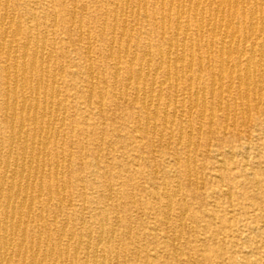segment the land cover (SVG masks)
<instances>
[{
    "label": "rangeland",
    "instance_id": "374dc122",
    "mask_svg": "<svg viewBox=\"0 0 264 264\" xmlns=\"http://www.w3.org/2000/svg\"><path fill=\"white\" fill-rule=\"evenodd\" d=\"M255 1L257 28L254 0H0V226L12 186L23 229L5 264H264V65L249 89L227 67L261 59L232 49L264 46Z\"/></svg>",
    "mask_w": 264,
    "mask_h": 264
},
{
    "label": "bare ground",
    "instance_id": "6f19581e",
    "mask_svg": "<svg viewBox=\"0 0 264 264\" xmlns=\"http://www.w3.org/2000/svg\"><path fill=\"white\" fill-rule=\"evenodd\" d=\"M37 1V0H36ZM43 1V0H42ZM128 1V0H127ZM190 1V0H189ZM198 1H201V0H198ZM216 3H217V6H216V9L215 10H212L210 13H220V15H221V12H223V11H225V10H228L229 8L231 9H238L237 7H238V4L236 3V4H233V5H230L229 3H226V2H229V1H226V2H224V0H214ZM178 2V1H177ZM231 2V1H230ZM235 2H236V0H235ZM234 2V3H235ZM162 3V2H161ZM179 3V2H178ZM195 3V2H194ZM201 3V2H200ZM199 3V4H200ZM206 3V2H205ZM249 3V2H248ZM240 4V3H239ZM126 5H128L127 3H126ZM125 5V6H126ZM173 5V4H172ZM195 5V4H194ZM201 5V4H200ZM259 5H260V3H258V1H255L254 0V3L252 4V10H253V14H252V17L251 18H249L250 16H248V25L249 26H254V25H256V28H257V24L259 23V21H262L263 20V18L262 17H260V16H258L257 15V10H258V7H259ZM122 6V5H121ZM145 6V5H144ZM170 6V5H169ZM249 6V5H248ZM262 6V5H261ZM189 7V6H188ZM121 8V7H120ZM193 8H195V7H193ZM197 8H199V6H197ZM208 8H209V5H208ZM228 8V9H227ZM242 8H243V6H242ZM241 8V9H242ZM260 9H261V11H262V8L261 7H259ZM137 9H139V8H137ZM144 9V8H143ZM171 9H172V7H171ZM145 10V9H144ZM194 10V13H195V10L196 9H193ZM203 10V9H202ZM209 10V9H208ZM14 11V10H13ZM122 11V10H121ZM189 11V10H188ZM214 11V12H213ZM229 11V10H228ZM236 11V10H235ZM261 11L259 12V14L261 13ZM11 12H12V10H11ZM138 12V11H137ZM233 12V11H232ZM231 12V13H232ZM189 13V12H188ZM202 13V12H201ZM209 13V12H208ZM229 13V12H228ZM12 14V13H11ZM199 14V13H198ZM121 15H123V13L121 14ZM120 15V16H121ZM181 15H182V13H181ZM204 15V14H203ZM228 15V14H227ZM261 15V14H260ZM207 16V15H206ZM232 16V15H231ZM236 16V15H235ZM122 17V16H121ZM200 17V16H199ZM215 17V16H214ZM7 18V17H6ZM12 18V17H11ZM189 18V17H188ZM194 18V17H193ZM208 18V17H207ZM232 18H233V16H232ZM200 19V18H199ZM215 19V18H214ZM223 20H224V18H222ZM221 18H220V20H219V23H220V21L222 20ZM10 20V19H9ZM211 20V19H210ZM227 20V19H226ZM230 20V19H229ZM234 20V19H233ZM6 21V20H5ZM18 21V20H17ZM167 21V20H166ZM194 21V20H193ZM196 21V20H195ZM201 21V20H200ZM204 21V20H203ZM1 22V21H0ZM10 22V21H9ZM168 22V21H167ZM216 22V21H215ZM233 22H235V21H233ZM243 22V21H242ZM6 23V22H5ZM202 23H204V22H202L201 21V24L199 25V27H201V28H204L205 26L202 24ZM10 24V23H9ZM122 24H123V22H122ZM199 24V23H198ZM207 24V23H206ZM260 24H262L263 25V21H262V23H260ZM2 25V24H1ZM55 25V24H54ZM137 25V24H136ZM208 25V24H207ZM232 24L230 23V22H225V23H221L220 24V26L219 27H217V26H215V24H211V22H210V24L208 25L209 26V28H210V31L211 32H213V31H215V30H219V34H222L223 36V38L224 39H231L230 37H232L231 35L233 34V33H235V29H233L232 28V26H231ZM261 25V26H262ZM169 26V25H168ZM236 26V25H235ZM16 27V26H15ZM20 27V26H19ZM18 27V28H19ZM207 27V26H206ZM255 27V26H254ZM2 28H3V26H2ZM1 28V29H2ZM168 28V27H167ZM185 28V27H184ZM234 28H236V27H234ZM180 29V28H179ZM208 29V28H207ZM16 30V29H15ZM18 30V29H17ZM200 30V29H199ZM256 30V29H255ZM260 30V29H259ZM264 30V29H263ZM184 31V30H183ZM201 31V30H200ZM262 31V30H261ZM15 32V31H14ZM18 32V31H17ZM20 32V31H19ZM238 32V31H237ZM252 32H254V31H252ZM189 33V32H188ZM251 33V32H250ZM259 33V32H258ZM210 34V33H209ZM11 35H12V33H11ZM20 35V34H19ZM27 35H29V34H27ZM36 35V34H35ZM200 35V34H199ZM254 35H255V33H254ZM15 36V35H14ZM87 36V35H86ZM228 36H230V37H228ZM251 36H253V35H251ZM6 37V36H5ZM196 37V36H195ZM219 37V36H218ZM222 37H221V39H222ZM235 37V36H234ZM250 37V36H249ZM259 37V36H258ZM174 38V37H173ZM184 38V37H183ZM238 38V37H237ZM253 37H251V39H252ZM15 39V38H14ZM36 39V38H35ZM191 39V38H190ZM223 39V42L224 41H226V40H224ZM256 39V38H255ZM26 40V39H25ZM43 40V39H42ZM177 40V39H176ZM181 40H183V39H181ZM234 40V39H233ZM14 41V40H13ZM243 41H244V39H243ZM16 42V41H15ZM14 42V43H15ZM27 42V41H26ZM29 42V41H28ZM36 42V41H35ZM182 42V41H181ZM189 42H190V40H189ZM195 42H197V41H195ZM221 42V41H220ZM222 42V43H223ZM234 43V41H232V40H229V42H227V43ZM247 42V41H246ZM9 43V42H8ZM41 43H42V41H41ZM198 43V42H197ZM211 43V42H210ZM226 43V44H227ZM35 44V43H34ZM88 44V43H87ZM177 44V43H176ZM13 45V44H12ZM27 45H28V43H27ZM38 45V44H37ZM43 45V44H42ZM193 45V44H192ZM211 45V44H210ZM230 45H232V44H230ZM34 46V45H33ZM172 46V45H171ZM220 46V45H219ZM12 47V46H11ZM16 47V46H15ZM28 47V46H27ZM176 48V50H177V46H175ZM211 47V46H210ZM209 47V48H210ZM228 47V46H227ZM231 47V46H230ZM29 48V47H28ZM197 48V47H196ZM226 48V47H225ZM229 48V47H228ZM235 49V51H234V53L236 54L237 53V55H238V53L239 54H243V56L244 55H248L250 58H251V60L254 58V56L257 54V55H259V57L261 58V59H258L259 60V62L257 61L256 63H253V66H249V65H247L245 68H241V67H239V65L237 64V65H234L233 67H231V66H227L229 69H231V70H233V71H235L238 75V79H239V81H240V84H241V86L242 85H245L246 84V88H248V85H249V83H248V80H250V79H252V76L254 75V73L255 72H257V71H259V69H261L262 68V66L264 65V46H262V45H259V44H256L255 42H253V43H250V44H248V45H246V43L244 42V43H242V44H237V45H235V46H233L232 47V49ZM41 49V48H40ZM183 49V48H182ZM2 50V49H1ZM8 50V49H7ZM23 50V49H22ZM39 50V49H38ZM37 50V51H38ZM149 50V49H148ZM176 50H175V52H176ZM193 50V49H192ZM224 50H226V49H224ZM13 51V50H12ZM35 51V50H34ZM45 51V50H44ZM88 51V50H87ZM181 51V50H180ZM15 52V51H14ZM90 52V51H89ZM9 53V52H8ZM37 53V52H36ZM170 53H171V51H170ZM182 53V52H181ZM216 53V52H215ZM14 54V53H13ZM42 54H43V52H42ZM150 54V53H149ZM164 54V53H163ZM190 54V53H189ZM142 55V54H141ZM161 55V54H160ZM165 55V54H164ZM217 55H218V58L222 61V62H224L225 61V59H226V52L225 51H223V50H221V49H219V51H218V53H217ZM26 56V55H25ZM146 56V55H145ZM148 56V55H147ZM163 56V55H162ZM170 56V55H169ZM181 56V55H180ZM179 56V57H180ZM215 56V55H214ZM6 57V56H5ZM42 57V56H41ZM148 57H150V56H148ZM148 57H146V58H148ZM236 57V56H235ZM249 57H248V59H249ZM47 58V57H46ZM123 58H125V56L123 57ZM237 58V57H236ZM13 59H14V57H13ZM23 59V58H22ZM29 59V58H28ZM33 59V58H32ZM190 59V58H189ZM231 59V58H230ZM237 60V59H236ZM235 60V61H236ZM19 61V60H18ZM185 61V60H184ZM226 61H228V60H226ZM232 61H234V60H232ZM240 61V60H239ZM25 62V61H24ZM47 63H48V61H46ZM175 62V61H174ZM182 62V61H181ZM193 62V61H192ZM229 62V61H228ZM231 62V61H230ZM31 63V62H30ZM241 63V62H240ZM16 64H18V63H16ZM34 62H33V66H34ZM159 64V63H158ZM174 64V63H173ZM193 64V63H192ZM209 64V63H208ZM246 64V63H245ZM20 65V64H19ZM186 65H188V64H186ZM203 65V64H202ZM219 65V64H218ZM223 65V64H222ZM17 66V65H16ZM21 66H23V64L21 65ZM46 66V65H45ZM13 67H14V64H13ZM181 67V66H180ZM186 67V66H185ZM192 67H193V65H192ZM205 67V66H204ZM210 67V66H209ZM225 68V67H224ZM18 69V68H17ZM26 69V68H25ZM33 69H34V67H33ZM189 69V68H188ZM192 69V68H191ZM228 69V70H229ZM180 70V69H179ZM187 70V69H186ZM224 71L226 70V68L225 69H223ZM13 71H14V68H13ZM25 71V70H24ZM31 71V70H30ZM159 71V70H158ZM262 71H263V69H262ZM10 72V71H9ZM21 72V71H20ZM25 72H27V71H25ZM131 72V71H130ZM154 72H155V70H154ZM175 72H177V71H174V73ZM223 72V71H222ZM226 72V71H225ZM259 72H261V71H259ZM17 73V72H16ZM36 73V72H35ZM39 73H41L40 72V70H39ZM48 73V72H47ZM158 73V72H157ZM185 73H187V72H185ZM29 74V73H28ZM120 74V73H119ZM146 74V73H145ZM155 74V73H154ZM178 74V73H177ZM264 73H262V75H263ZM15 74H13V76H14ZM20 76L19 77H13L14 79H13V91L14 92H19L21 95H20V106H13L12 108H10L9 109V114H10V117H14V118H16L15 116H16V114L18 113L19 114V116L20 115H22V116H24V115H29L30 114V112H31V106H30V103L31 102H35L34 100H36V99H34L33 98V100H32V98H26L25 96H23V92H24V90L26 91V86L29 84V80L32 78L31 76V78H29L27 75H21V74H19ZM30 75V74H29ZM184 75V74H183ZM186 75V74H185ZM218 75V74H217ZM17 76V75H16ZM39 76V75H38ZM119 76V75H118ZM149 76V75H148ZM167 76V75H166ZM219 76V75H218ZM34 77V76H33ZM131 77H133V76H131ZM142 77V76H141ZM180 77V76H179ZM6 78V77H5ZM143 78V77H142ZM145 78V77H144ZM223 78V77H222ZM255 77L253 76V79H254ZM258 78H259V75H258ZM263 78V77H262ZM147 79V78H146ZM175 79V78H174ZM184 79V78H183ZM9 80V79H8ZM165 80V79H164ZM167 80V79H166ZM180 80V79H179ZM43 80H41V82H42ZM168 81V80H167ZM181 81V80H180ZM183 81V80H182ZM181 81V82H182ZM218 81H220V80H218ZM254 81H255V79H254ZM258 81V80H257ZM188 82V81H187ZM117 83V82H116ZM180 83V82H179ZM238 83V82H237ZM176 84H178V82H176ZM46 85V84H45ZM44 85V86H45ZM162 85V84H161ZM160 85V86H161ZM175 85V84H174ZM219 86H220V82H219ZM218 86V87H219ZM233 86V85H232ZM257 86V85H256ZM261 86H262V84H261ZM159 87V86H158ZM162 87V86H161ZM189 87V86H188ZM226 87V86H225ZM28 88V87H27ZM29 88H30V86H29ZM44 88V87H43ZM54 88V87H53ZM220 88V87H219ZM228 88V87H227ZM260 88V87H259ZM51 89V88H50ZM196 89V88H195ZM232 89V88H231ZM249 89V88H248ZM254 89V88H253ZM252 89V90H253ZM188 90H189V88H188ZM251 90V91H252ZM12 91V92H13ZM38 91H39V89H38ZM261 91V90H260ZM30 92V91H29ZM35 92V91H34ZM58 92V91H57ZM155 92V91H154ZM188 92V91H187ZM238 92V91H237ZM250 92V91H249ZM258 92V91H257ZM89 93V92H88ZM137 93V92H136ZM194 93V92H193ZM31 94V93H30ZM34 94V93H33ZM32 94V95H33ZM142 94H144V93H142ZM195 94H196V92H195ZM253 94V93H252ZM194 95V94H193ZM202 95V94H201ZM228 95V94H227ZM254 95V94H253ZM35 96V95H34ZM36 96H37V94H36ZM57 96V95H56ZM144 96V95H143ZM13 97H14V95H13ZM32 97V96H31ZM44 97V96H43ZM121 97V96H120ZM157 97H158V95H157ZM194 97H196V96H194ZM40 98V97H39ZM189 98V97H188ZM143 99V98H142ZM151 99V98H150ZM187 99V98H186ZM203 99V98H202ZM42 100V99H41ZM137 100V99H136ZM135 100V101H136ZM157 100V99H156ZM253 100H254V98H253ZM18 101V100H17ZM47 101V100H46ZM138 101V100H137ZM176 101V100H175ZM175 101H174V104H175ZM194 101V100H193ZM259 101V100H258ZM246 102V101H245ZM57 103V102H56ZM203 103V102H202ZM50 104V103H49ZM14 105V104H13ZM148 105V104H147ZM157 105V104H156ZM194 105H195V102H194ZM35 106H37V105H35ZM148 107H149V105H148ZM147 107V108H148ZM151 107V106H150ZM166 107V106H165ZM196 107H197V104H196ZM206 107V106H205ZM146 108V107H145ZM154 108H155V106H154ZM157 108H159V107H157ZM36 109V107L34 108V110ZM49 110V109H48ZM55 110V109H54ZM36 111H37V109H36ZM56 111V110H55ZM205 111V110H204ZM43 112V111H42ZM49 112H50V110H49ZM57 112V111H56ZM155 112V111H154ZM33 114H34V112H33ZM52 114V113H51ZM48 115V114H47ZM56 115V114H55ZM54 115V116H55ZM248 116V115H247ZM25 117V116H24ZM40 117V116H39ZM63 117V116H62ZM153 117V116H152ZM26 118V117H25ZM41 118V117H40ZM63 118H65V117H63ZM62 119V118H61ZM152 119V118H151ZM26 120V119H25ZM27 120H28V118H27ZM31 120H33V118L31 119ZM61 121V120H60ZM23 122H24V120H23ZM32 122V121H31ZM41 123V122H40ZM28 124V123H27ZM34 124V123H33ZM35 124H37V123H35ZM154 125V124H153ZM33 127V126H32ZM46 127H48V126H46ZM12 128V127H11ZM25 128V127H24ZM19 130V129H18ZM32 131H33V129H32ZM40 131V130H39ZM46 131H48V130H41V132L43 133V132H46ZM52 133V132H51ZM47 134V133H46ZM46 134H44V135H46ZM11 135V134H10ZM49 135V134H48ZM32 137V136H31ZM20 139H21V132L20 131H18V132H16V133H12V135H11V140L10 141H12V142H14V141H20ZM37 139V138H36ZM46 139V138H45ZM46 141V140H45ZM48 141V140H47ZM11 142V143H12ZM25 143V142H24ZM23 143V144H24ZM30 143H31V141H30ZM10 144V143H9ZM28 144V143H27ZM39 145H40V143H38ZM37 144V145H38ZM43 144V143H42ZM31 145V144H30ZM36 147V146H35ZM36 150H39L38 148L36 149ZM9 152V151H8ZM42 152H43V149H42ZM62 154V153H61ZM8 155V154H7ZM45 155V154H44ZM33 158V157H32ZM23 161V160H22ZM29 161V160H28ZM27 161V162H28ZM35 161V160H34ZM6 162V161H5ZM26 163V162H25ZM41 165H42V163H41ZM14 166H15V164H14ZM34 166H35V164H34ZM36 166H37V164H36ZM35 166V167H36ZM6 167H7V165H6ZM5 167V168H6ZM27 166H25V165H23L22 167H20L21 168V171H23L25 168H26ZM34 167V168H35ZM12 170V169H11ZM16 170V169H15ZM30 170V169H29ZM34 171H35V169H34ZM36 172V171H35ZM41 172V171H40ZM42 173V172H41ZM11 174H12V171H11ZM17 174V173H16ZM22 174V173H21ZM4 176V175H3ZM3 176H1V178L3 177ZM11 176V175H10ZM30 176V175H29ZM26 178V177H25ZM34 178V177H33ZM28 179V178H27ZM12 179H10V181H11ZM14 180H15V178H14ZM26 180V179H25ZM5 181H6V179H5ZM18 181H19V179H18ZM26 182V181H25ZM11 183V182H10ZM1 184V183H0ZM19 184V183H18ZM25 184V183H24ZM26 185V184H25ZM1 186V185H0ZM11 186V185H10ZM17 186V185H16ZM32 186V185H31ZM1 188V187H0ZM3 188V187H2ZM7 188H8V186H7ZM31 188V187H30ZM17 189L18 188H16V187H9L8 189H7V195H6V198H5V202L3 203V208H4V219H3V221H2V224H1V226H0V232L2 233V234H0V264H5V256H6V253L8 252V250H9V248L12 246V244H13V241H12V239H11V237H10V239H9V237H8V235L7 234H9V236H10V234H11V236H12V234L13 233H18V232H21L23 229H22V224H21V221H17L16 220V218H15V212H13L12 211V209H14V206H13V204L15 203V201L17 200V198H18V191H17ZM28 189V188H27ZM63 189V188H62ZM61 189V190H62ZM31 190H33L32 188H31ZM60 190V191H61ZM24 191H25V186H24ZM41 191V190H40ZM66 191V190H65ZM25 193V192H24ZM180 193V192H179ZM38 194V193H37ZM53 194V193H52ZM25 195V194H24ZM24 195H23V197H24ZM31 195V194H30ZM37 197V196H36ZM49 197V196H48ZM32 198V197H31ZM30 197H29V199H31ZM54 198V197H53ZM62 198V197H61ZM37 199V198H36ZM26 200V199H25ZM65 200V199H64ZM63 200V201H64ZM21 201V200H20ZM39 201V200H38ZM25 202V201H24ZM33 202V201H32ZM69 202H70V200H69ZM31 203V202H30ZM20 204V203H19ZM26 205V204H25ZM33 205V204H32ZM61 205V204H60ZM19 206V205H18ZM28 206V205H27ZM31 206V205H30ZM29 206V207H30ZM28 207V208H29ZM19 208V207H18ZM28 208H26L27 210H28ZM168 211V210H167ZM27 212V211H26ZM31 212V211H30ZM18 214H19V212H18ZM28 214V213H27ZM169 215V214H168ZM167 215V216H168ZM28 217V216H27ZM19 218V217H18ZM32 219V218H31ZM24 226V225H23ZM66 226H67V224H66ZM185 227V226H184ZM186 229V228H185ZM25 230V229H24ZM23 232V231H22ZM62 232V231H61ZM37 233V232H36ZM15 235V234H14ZM64 237V236H63ZM99 237V236H98ZM14 238V237H13ZM91 240V239H90ZM98 240V239H97ZM79 242V241H78ZM101 243V242H100ZM23 242H21L20 244H18V245H16V250H17V253H18V256L19 257H22V258H24L25 257V255H26V252H25V247H23ZM57 244H58V242H57ZM99 244V243H98ZM90 245V244H89ZM61 246H63V244L61 245ZM37 247H38V245H37ZM58 247V246H57ZM29 248V247H28ZM35 249H37V248H35ZM58 249V248H57ZM37 250H39V249H37ZM64 250H66V249H64ZM68 251V250H67ZM103 251V250H102ZM246 251V250H245ZM100 252V251H99ZM65 253V252H64ZM36 254V251L34 250V251H32L31 252V258L32 257H34V255ZM65 255V254H64ZM92 255H94V254H92ZM10 256V255H9ZM16 256V255H15ZM24 256V257H23ZM89 256V255H88ZM103 256V255H102ZM66 257V255L64 256V258ZM93 257V256H92ZM97 257V256H96ZM11 258V257H10ZM9 258V259H10ZM36 258V257H35ZM60 258H61V256H60ZM59 258V259H60ZM53 259V255L52 254H50L49 252L48 253H46V254H43L42 255V264H46V263H48L49 261H51ZM54 259H57V258H54ZM62 259V258H61ZM67 259V258H66ZM7 260V259H6ZM66 261V260H65ZM93 261V260H92ZM110 261V260H109ZM53 262V261H52ZM101 262V261H100ZM40 263V262H39ZM104 263H105V261H104ZM60 264V263H59ZM96 264H98V263H96ZM101 264V263H100ZM116 264V263H115Z\"/></svg>",
    "mask_w": 264,
    "mask_h": 264
}]
</instances>
